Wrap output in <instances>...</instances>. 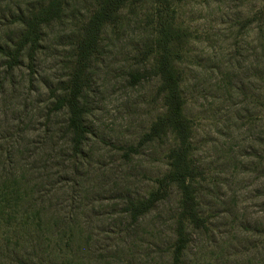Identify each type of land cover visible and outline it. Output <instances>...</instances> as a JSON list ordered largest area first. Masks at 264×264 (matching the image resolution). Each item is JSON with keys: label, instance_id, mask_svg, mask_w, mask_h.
Returning <instances> with one entry per match:
<instances>
[{"label": "rangeland", "instance_id": "obj_1", "mask_svg": "<svg viewBox=\"0 0 264 264\" xmlns=\"http://www.w3.org/2000/svg\"><path fill=\"white\" fill-rule=\"evenodd\" d=\"M47 1L0 0V42L12 45L17 36L15 12ZM98 1H66L63 17L45 27L34 71L25 56L8 74L0 56V154L14 152L31 194L46 195V220L57 223L61 208L76 212L74 248L82 263L172 264L180 189L173 186L134 225L123 211L128 197L145 198L156 187L177 144L173 133L142 143L166 111L157 61L172 41L193 129V184L209 222V230L189 228L184 264H264V0L124 5L89 69L83 102L90 133L78 168L68 172V113L51 110Z\"/></svg>", "mask_w": 264, "mask_h": 264}, {"label": "trees", "instance_id": "obj_2", "mask_svg": "<svg viewBox=\"0 0 264 264\" xmlns=\"http://www.w3.org/2000/svg\"><path fill=\"white\" fill-rule=\"evenodd\" d=\"M66 1L48 0L14 13L13 24L19 27L18 34L10 40L12 45L0 42V56L4 58L8 74L23 65L25 56L29 58L30 68L35 70L45 27L63 17ZM131 1L134 0L98 1L78 38L72 71L63 86L65 91L56 96L51 112L66 110L68 113L67 130L71 136L69 166L65 169L68 172L78 168V156L84 152L90 133L85 119L87 108L83 102L90 86L89 69L100 50L106 27L118 20L119 11ZM171 43L166 41L165 53L157 61L166 111L151 124L142 143L164 141L173 133L177 144L170 149L169 169L156 179V187L145 198L128 197L123 211L134 225L167 200L173 186H177L182 198L175 222L176 238L169 253L172 264H184L192 241L189 228L209 230V222L201 214L199 196L193 184L196 178V169L191 162L193 129L185 113L182 74L170 54ZM131 76L134 83L140 81L141 74L132 73ZM129 148L135 149L133 146ZM8 153L11 155L7 157L0 154V264H85L78 259L74 248L76 212L61 208L57 223L51 218L46 220V195L40 193L36 197V192L31 194L30 180L21 172L20 160L14 152L8 150ZM125 155L129 157V151ZM51 230L56 233L48 236L46 232ZM102 261L109 264L106 259Z\"/></svg>", "mask_w": 264, "mask_h": 264}]
</instances>
